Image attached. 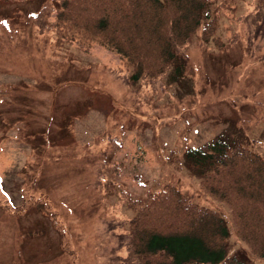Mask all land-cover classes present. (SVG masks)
I'll return each mask as SVG.
<instances>
[{"label":"rangeland","instance_id":"1","mask_svg":"<svg viewBox=\"0 0 264 264\" xmlns=\"http://www.w3.org/2000/svg\"><path fill=\"white\" fill-rule=\"evenodd\" d=\"M254 1L207 0L216 28L204 39L203 15L180 73L127 81L119 52L55 32L53 11L40 31L43 0H0V264H101L117 242L108 221L133 214L105 180L136 195L175 185L221 213L226 255L264 264L184 155L217 136L264 155V45L245 50Z\"/></svg>","mask_w":264,"mask_h":264},{"label":"trees","instance_id":"2","mask_svg":"<svg viewBox=\"0 0 264 264\" xmlns=\"http://www.w3.org/2000/svg\"><path fill=\"white\" fill-rule=\"evenodd\" d=\"M206 3L43 0L33 20L43 31L52 26L47 15L53 11L55 32L71 40L96 39L119 52L131 70L127 78L121 76L123 80H156L171 66L175 76L180 73L185 46L203 15L209 19L202 37L213 35L217 23L208 17ZM245 42L249 55L264 45V0L254 1L246 16ZM184 155L188 170L201 177L203 189L225 201L236 234L251 251L264 256V155L219 136L203 146L186 148ZM105 186L133 214L108 221L106 235L116 234L117 242L101 264H244L225 254L228 230L221 213L193 201L175 185L167 182L155 191L148 188L144 195L132 194L122 181L105 180Z\"/></svg>","mask_w":264,"mask_h":264}]
</instances>
